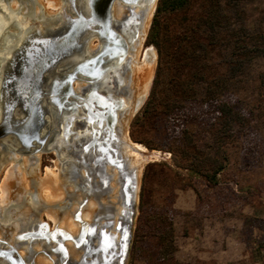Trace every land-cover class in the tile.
I'll return each mask as SVG.
<instances>
[{
    "label": "rangeland",
    "instance_id": "rangeland-1",
    "mask_svg": "<svg viewBox=\"0 0 264 264\" xmlns=\"http://www.w3.org/2000/svg\"><path fill=\"white\" fill-rule=\"evenodd\" d=\"M158 1L130 56L133 67L152 49L144 101L124 130L126 158L138 168L124 264H264V0H190L185 11L163 17L159 52L146 44ZM153 87L158 105L147 116ZM222 103L243 120L218 143ZM201 155L225 159L216 185L192 172ZM16 159L0 171V185ZM56 164L44 162L38 175Z\"/></svg>",
    "mask_w": 264,
    "mask_h": 264
},
{
    "label": "flooded vegetation",
    "instance_id": "flooded-vegetation-1",
    "mask_svg": "<svg viewBox=\"0 0 264 264\" xmlns=\"http://www.w3.org/2000/svg\"><path fill=\"white\" fill-rule=\"evenodd\" d=\"M60 1V10L50 12L39 0H0V57H3V60L0 59V68L3 65V68H5L7 72L14 71L15 56L19 55V57H21L23 55L22 50L25 48L24 45L29 41L34 40V43L40 41L35 38L46 36L44 38H49L50 42L54 45L62 42V30L65 29V32L67 31L68 11L71 13L72 5L74 8H79L80 4L84 3V0ZM125 1L129 4H125ZM143 2L144 0H124L123 2L119 0H109L110 20L109 22L104 20L105 25L103 32L101 31L99 35L97 32H93L91 35L94 38L88 42H86V39L81 41V43L85 42L82 45V51L93 56H97L101 53L104 55L106 65L108 67L110 66L109 74L114 79L110 80L111 77H108L104 86L106 85L113 88L117 83L116 79L118 75L121 73L119 69L123 66H126V69L129 68L128 63L131 62L130 56L134 57V47L137 41L136 30H138V19L136 15L140 14L138 9L142 8L141 5H144ZM118 5H120L121 8L124 7L125 14L127 11V14L121 18V21L115 17V7ZM41 13L44 16L43 18L38 17ZM99 30L101 29L97 27L96 31ZM118 38L119 40H117ZM108 44H111V48L112 46L121 48L122 56H120V59L116 58V55L112 56V60L106 56L108 55L105 53L106 48H109V46H106ZM130 52L132 53L130 54ZM103 67H105V65H103ZM67 68L68 62L66 64L61 62L55 68L54 72L65 71ZM130 73L131 71L126 74V83L128 86L130 85L129 80L131 79ZM56 84L60 85L63 89L67 87L68 82H66V80H61L60 82H56ZM75 86L77 85L74 84V87ZM83 88L85 87L83 86ZM66 102H68V97ZM101 110L107 113V111H105L107 109L103 108ZM116 114V116H118V124L117 127L113 125L112 130L107 126L102 130L103 125L102 127L95 126V128H92L90 131V129H88V123H86V125L85 121H83V137H85V141L94 139L93 136H96L95 131H99V134L103 131L99 137L101 141L96 138L92 142V145H96L98 141H100V144L106 145L105 151L100 149V145L98 146V151L94 150L91 151V153L87 151H81L79 153H77V151H74V153L68 151V144L71 142V138H68L67 117L64 120L59 117L53 118V120H55L52 125L54 130L48 137L42 138L38 140V142L35 141L33 146L18 148L22 156L18 157L17 163L21 162L18 164L21 168H23L22 160L24 158L36 159L31 170L25 171L28 179L37 177V171L43 167V163L46 161L54 164L57 163L60 166L62 170L61 185L65 193V199L57 206V209L58 214L63 215L68 213V209L70 211L71 208L74 207V210L71 211L72 219L78 224V232L74 235L77 242L75 245L72 244L74 245L73 249L75 251L77 250L79 254L78 260L75 261L77 264L83 260L91 264H94L93 261L96 260V263L99 264L93 252L89 255L88 246L91 251L101 246V241L99 246L96 244V238L97 235L99 236V232H103L105 237L113 236L116 225L118 224L117 220H120L122 213L127 210L125 198L129 184L128 180H126L128 176L125 175V172L127 174L133 173L134 166H131L130 160H128L126 168L123 169V171H120L118 167L122 163L120 156L122 159L126 158V156L123 155L122 151L124 143L121 140L120 134V113L118 114L116 112ZM84 115L85 113L82 117H84ZM62 127H64V131ZM102 135L103 137H101ZM77 148H80V146L78 145ZM83 152L87 155L86 157L81 155ZM49 156H52L55 161L49 160ZM96 157L97 159H95ZM68 168H71L70 172H68ZM125 181H127V184ZM124 183L125 190L123 188ZM68 187H73L80 192L79 200H81L82 203L79 200L73 203L70 194L68 195ZM110 189L113 191L111 192ZM90 201L94 202L95 209H92L91 217L89 222H87L88 220L83 219L82 215ZM25 206L31 207L33 212L32 217L28 220V227L23 229L13 241H9V230L11 226H13L15 220L14 214L22 210ZM105 209L107 211H105ZM46 210L47 206H43L40 203L38 194L35 190L34 192L32 191V193L30 192L29 195H26L25 199L20 203L17 204L13 201L0 213V251H2L1 256H3L0 257V264H14L9 258L11 257V249H14L19 257L17 260L19 264H36L37 258L41 257L49 264H71L67 248L69 233L59 226L58 222L54 224L45 215ZM114 211L118 212L116 213ZM82 223L86 224L85 228L82 226ZM37 244L41 245L38 251L35 248Z\"/></svg>",
    "mask_w": 264,
    "mask_h": 264
},
{
    "label": "water",
    "instance_id": "water-1",
    "mask_svg": "<svg viewBox=\"0 0 264 264\" xmlns=\"http://www.w3.org/2000/svg\"><path fill=\"white\" fill-rule=\"evenodd\" d=\"M89 1L91 2L92 0H84L85 4H80L79 8H74L72 5L71 13L68 11L67 31L65 32V29L62 30V42L60 44L52 45L49 38H44L46 36L41 37L43 39L41 42L46 44L48 51L45 57H40L34 62V59L29 60L25 54L21 57L16 55L14 58V71L7 72L3 65L0 68V171L11 161L13 155H21L19 153L20 150H18L19 147L33 146L35 141L38 142V140L52 134L51 132L54 130L52 125L55 122L53 118L59 117L64 120L70 114L69 118L72 119V122L68 124V138H71V142L68 144V151L73 153L74 151H77V153L87 151L91 153L94 150L98 151L99 145L100 149L105 151L106 145L100 144L101 140L99 138L103 131L100 134L99 131H95L96 136L93 134L94 139L100 140L96 145H92L94 139L85 141V137H83V121H85V124L87 122L82 117V112L84 114V110H87L86 115H89V112L81 104V99L87 98L92 93L98 94L103 99V102H113L114 105L111 107L118 114L126 106L128 109L130 108L126 98L127 95L123 96L121 93L132 95V89L126 83V74L131 70V62L128 63V69H126V66L119 69L121 73L116 79L117 83L113 88H110L109 86H104L108 77H111L109 74L110 66L106 65L104 55L100 53L97 56H93L82 51V45L85 42L81 43V41L83 39H86V42L90 41L94 38L91 34L97 32L96 28L99 26L96 24V18H98V15H101L100 18L103 21L109 22L110 20L109 0L95 1L94 9L96 14L94 17L91 7L88 6ZM155 1L153 0L152 2L155 3ZM37 44L39 43L37 42ZM24 49L26 50V47ZM22 51L24 52V50ZM0 59L3 60V57H0ZM94 59H96L94 62L96 66L95 73L88 70L93 65V62L89 61ZM65 61L66 63L68 62L67 70L55 73L54 70L58 64L61 62L66 64ZM113 79V77L110 78V80ZM61 80L68 82L66 88L62 89L60 85L56 84V82ZM77 83L85 87L83 92L72 88L73 84ZM24 84L31 85V89L26 90ZM67 97L68 102H66ZM143 101L144 97L140 100V105H142ZM96 107H92L94 108V113L99 111L97 114H100V106ZM93 122L98 126L99 121L95 120ZM117 124L118 117L116 116L112 125L117 127ZM105 126L106 122H104L103 130ZM62 130L64 131V127H62ZM78 145L80 148H77ZM81 155L87 156L84 152ZM120 158L122 163L118 167L120 171H123L126 168L128 159H122L121 156ZM125 175L128 176L126 180H128L129 186L125 198L127 210L123 212V215L125 216L126 213L127 219L121 218L116 225V231H121L124 235L119 240H115L112 236L104 237L102 233L104 239L101 241L100 247H96L91 251L88 246L89 255L93 252L99 264H124L129 251L136 210L137 181L134 172L130 174L125 172ZM125 182L127 184V181ZM123 188L125 190V183ZM68 239H71L70 236H68ZM1 255L2 251H0V257H3ZM10 256L12 263L19 264L17 261L19 257L14 249L10 250ZM93 262L97 264L96 260ZM78 264L91 263L83 260Z\"/></svg>",
    "mask_w": 264,
    "mask_h": 264
},
{
    "label": "bare ground",
    "instance_id": "bare-ground-1",
    "mask_svg": "<svg viewBox=\"0 0 264 264\" xmlns=\"http://www.w3.org/2000/svg\"><path fill=\"white\" fill-rule=\"evenodd\" d=\"M39 1L46 8H51L53 10H60L61 2L59 0H39ZM95 1L96 0H92L91 2L89 1V5H88L92 9L93 17L96 14V11L94 9ZM119 1L123 2L124 0H119ZM152 1L153 0H144V2H143L144 5H141L142 8L138 9L140 14L138 13L139 15H136V17L138 19V30H136L137 31V36H136L137 41H136V46L134 47V49H135L134 52L136 55L138 53L139 48L141 47L142 41L144 39L146 28L148 26V23L150 22V18H151L152 12H153L154 3ZM124 3L129 4L127 1H125ZM123 8H121L120 5L115 7V17L117 19H119L120 21H121V18H123L127 14V11H126V14L124 13L125 10ZM97 14H100V13H97ZM100 16L101 15H98V18H96V20H97L96 24L99 26L98 28L101 29V30L97 31L98 35L101 34V31L103 32V28L105 25L104 21L100 18ZM35 39L40 40L38 42L39 44L34 43V40H31L26 44V46L24 45L26 47V50L24 49V52H23V54H25L29 58V60L34 59V62L37 59H40V57L41 58L45 57L47 55L46 53L48 52L46 49V44L41 42L43 39L42 38H35ZM117 40H119V38ZM115 44H116V42H115ZM52 45H54V44H52ZM113 45H114V43H113ZM117 45H118V43H117ZM106 46H109V48H106V52H105L106 54H108V55H106L108 58H111L112 56L116 55L115 57L120 59V56H122L121 48L115 47V46H112V48H111V44H108ZM151 50L152 49L147 48L144 51L143 61L139 65L131 67V73H130L131 79L129 80V83L132 87V95L121 93L123 96L127 95V97H126L127 102L130 106L129 109L126 106V108L122 112H120V121H121L120 122V127H121V133L120 134H121V140L124 142V146L122 148L123 149L122 151H123V155L126 157H128L131 154V150L129 149V145H128L127 140L125 138V135H124L125 131L124 130L127 126V122L129 120L130 116L136 112V110L140 106V100L145 95V93H143V92H144L146 84L149 80V77L151 74V69H152V63L149 59V56L151 54ZM95 60L96 59L89 61V62L92 61L93 65H92V68H88V70L90 72H93V73H95L94 71H95V67H96L94 65ZM75 85H77V86L74 87V84H73L72 88H74L76 91H79V92L84 91V88H83V86H81V84L79 85L77 83ZM24 86H25L26 90L31 89V85H29V84H24ZM56 95H57V93H56ZM81 100H82L81 104L84 106V108L88 109V112H89V115L88 114L86 115L87 110H84V113H85L84 119H86V122L88 123V129H90V131L92 128L94 129L95 126H97L93 122L95 120L99 121L98 127L99 126L102 127L104 125V122H106V126L109 127L110 130H112V128H113L112 124L115 122V118L117 115L115 112V109H113L111 107L112 105H114L113 102H109V101L103 102V99H101L100 96L96 93H92V94L88 95L87 98H84ZM96 106H100V109H103V108L107 109V110H105V111H107V113L104 112V110H101L100 114H97V113H99V111H96L94 113V108H92V107L97 108ZM80 111H82V110H80ZM125 112H127V114L124 117V115H122V114H124ZM70 115H68V120H69L68 124H71V122H72V119L69 118ZM82 115H83V112H82ZM121 118H123V121L121 120ZM94 143H96V142H94ZM133 148L136 149L137 151L141 149L140 147H136V146H133ZM17 156H19V155H13L12 159H14V161H15ZM21 156L22 155H20L19 157H21ZM16 160H18V159H16ZM22 162H23V168H21L18 164H14L12 166H9V169L6 170L7 172H6L5 180H4V178L2 179L3 182L0 185V213L7 206H9L13 201L18 204L25 199L26 195H29L30 192L32 193V191L34 192L36 190L40 203L43 206L44 205L47 206V210L45 211V215L48 216V218L54 224L58 222V225L61 226L63 229L67 230V232L69 233L68 236H70L71 239H68V243H67L68 255L70 258V262L72 264L76 263L75 261L78 260L79 254H78L77 250L75 251L73 249V247L77 242L76 241L77 239H75L74 235H76V233L78 232V224L75 223V221L72 219V212L71 211L74 210L73 209L74 207L71 208L70 211L68 209V213L63 214V215H59L58 209H57V206L60 205L61 202L65 199V193H64V191L62 189V185H61L62 170L60 169V166L58 164H56V167L54 170H47V173L45 174V176L43 178H41L37 175V177H35V178L28 179L25 171L31 170L33 164L36 162V159L24 158L22 160ZM130 163H131V166H134L133 170L136 174V181H137L138 168H137V166H135V161L133 159L130 160ZM70 171H71V168H68V172H70ZM136 184H137V182H136ZM75 190H77V189H74L73 187H68V195L70 194V198L72 199L73 203L80 199V192H78V190L77 191H75ZM112 191L113 190H111V192ZM108 193H110V192H108ZM114 199H115V197H114ZM79 201L81 202V200H79ZM101 202H103V201H101ZM88 203L89 204L87 205V208L84 210L83 215H82L83 219L88 220L87 222H89V219L91 217L92 209H95L93 201H90ZM55 206H56V208H55ZM90 209H91V212H90ZM115 209H116V206H115ZM105 211H107V210L105 209ZM114 212H116V211H114ZM32 215H33V212H32L31 207H29V206H25L22 210H20L14 214L15 220H14L13 226H11V229L9 230V241H13L15 238H17V236L20 234V232L23 229H26V227H28V220L32 217ZM110 215H112V214H110ZM123 216L124 215L122 213V215L120 216V219L121 218L124 220H125V218L127 219L126 214L124 217ZM111 218H113V217H111ZM82 226L85 228L86 224L82 223ZM99 233H100L99 236L97 235V238H96V244L98 246L100 245V241H102L105 237V235H104V237L102 235L103 232H99ZM123 235H124L123 232L121 233V231H116V229H115L114 235L112 237H114L115 240H119L120 237H122ZM35 248L38 251V249L41 248V245L37 244V245H35ZM46 262L47 261L44 260L42 257L37 258V260H36V264H49L48 262L47 263Z\"/></svg>",
    "mask_w": 264,
    "mask_h": 264
},
{
    "label": "trees",
    "instance_id": "trees-1",
    "mask_svg": "<svg viewBox=\"0 0 264 264\" xmlns=\"http://www.w3.org/2000/svg\"><path fill=\"white\" fill-rule=\"evenodd\" d=\"M190 5V0H159L158 5L156 8V12L154 15V19L151 24V28L149 30V33L147 35L146 44L154 46L158 52L160 51V44H161V37H162V19L163 17H166L167 15L175 14L178 12L185 11ZM211 26V25H209ZM261 55L264 56V49L260 51ZM156 92L153 87L152 92L150 94V97L148 101L146 102L143 114L149 116L151 113H153L157 108L156 106L158 103H156ZM165 107L168 106V102L165 100L163 103ZM217 113L218 117L220 119V130L215 133L216 140L221 142L223 138H225V134H233L231 131L233 124H242V117L238 115L237 112L234 111V109L226 104L222 103L220 105H217ZM138 120V117L135 121ZM137 124V122L135 123ZM188 142L191 143L189 137H186ZM219 150V148H218ZM199 162L194 164V167L191 169L194 174H198L204 180H206L208 183L212 185L217 184V175L220 174L224 168H225V159L218 157H212L210 155H201L199 156ZM198 158L196 157L195 160ZM164 237H167L169 240L172 239L173 230L172 225L170 223L167 224V228L163 230Z\"/></svg>",
    "mask_w": 264,
    "mask_h": 264
}]
</instances>
